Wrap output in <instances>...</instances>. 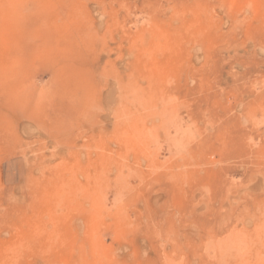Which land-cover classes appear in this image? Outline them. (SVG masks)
Instances as JSON below:
<instances>
[{"label":"rangeland","instance_id":"374dc122","mask_svg":"<svg viewBox=\"0 0 264 264\" xmlns=\"http://www.w3.org/2000/svg\"><path fill=\"white\" fill-rule=\"evenodd\" d=\"M257 262L264 0H0V264Z\"/></svg>","mask_w":264,"mask_h":264},{"label":"bare ground","instance_id":"6f19581e","mask_svg":"<svg viewBox=\"0 0 264 264\" xmlns=\"http://www.w3.org/2000/svg\"><path fill=\"white\" fill-rule=\"evenodd\" d=\"M258 223H259V221H258ZM256 223V225H255V227H254V231H253V233H250V232H252V231H250V232H248V231H246L245 233H243L242 235L241 234H238L237 233V236L235 237V236H233L232 238H231V241H230V244H231V247H233L232 249H234L235 247H243V246H248V248L247 249H249L250 248V243H252L251 241H253V239H250L251 237H259V238H257V240L255 239V241H259V240H261L260 239V237L261 236H259V230H260V226L262 225V223ZM242 233V232H241ZM236 235V234H235ZM228 237V236H227ZM231 237V236H230ZM259 239V240H258ZM263 240V239H262ZM262 240H261V242H262ZM225 241H226V239H225ZM255 243V242H254ZM259 243V242H258ZM230 244H229V246H230ZM247 244V245H246ZM255 245V244H254ZM253 245V246H254ZM225 247H226V245H225ZM237 248H235V250L237 249ZM231 249V248H230ZM229 249V250H230ZM244 249H246V248H244ZM243 249V250H244ZM234 250V251H235ZM239 249H237V251H238ZM243 250H241V251H243ZM257 251V250H256ZM256 251L254 252L255 254H256ZM232 253V252H231ZM246 253V252H245ZM254 253H252L253 254V256L256 258V255L254 254ZM233 254V253H232ZM240 254V253H239ZM237 255V254H236ZM235 255V256H236ZM248 255V254H247ZM240 256H241V254H240ZM249 256V255H248ZM249 260H252V259H249ZM263 262V261H262ZM257 264H259L258 262H257ZM261 264V263H260ZM262 264H264V263H262Z\"/></svg>","mask_w":264,"mask_h":264}]
</instances>
